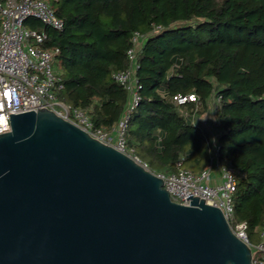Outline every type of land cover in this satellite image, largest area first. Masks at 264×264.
Masks as SVG:
<instances>
[{"label":"trees","instance_id":"16d2710c","mask_svg":"<svg viewBox=\"0 0 264 264\" xmlns=\"http://www.w3.org/2000/svg\"><path fill=\"white\" fill-rule=\"evenodd\" d=\"M61 30L42 22L44 47L58 49V96L87 111L96 128L121 120L130 92L113 73L128 67L127 50L139 31V102L130 113L127 144L161 174L206 166L208 131L198 117L212 113L219 161L239 171L234 215L252 243L264 228V0H53ZM195 93L196 122L172 101ZM214 107L210 109V103ZM189 103L187 108H191Z\"/></svg>","mask_w":264,"mask_h":264},{"label":"water","instance_id":"95a60500","mask_svg":"<svg viewBox=\"0 0 264 264\" xmlns=\"http://www.w3.org/2000/svg\"><path fill=\"white\" fill-rule=\"evenodd\" d=\"M0 133V264H254L213 201L49 108Z\"/></svg>","mask_w":264,"mask_h":264},{"label":"built area","instance_id":"2783aa9c","mask_svg":"<svg viewBox=\"0 0 264 264\" xmlns=\"http://www.w3.org/2000/svg\"><path fill=\"white\" fill-rule=\"evenodd\" d=\"M30 17L37 18L52 29L61 30L63 27L62 19L55 12L53 0H0V133L11 130L9 114L49 108L149 169L135 154L134 149L128 146L126 139L129 115L140 98L135 72L138 68L137 53L144 36L139 31L133 33L132 47L127 50L129 65L126 69L113 73L114 79L130 92V100L119 123L106 131L94 126L86 110L59 98L58 92L63 84L54 67L58 49L44 47L47 39L45 30L25 27V22ZM172 101L184 117L196 122L197 112L201 109L197 94H175ZM189 103H193L190 109L187 108ZM203 127L208 131L211 144V154L206 166L194 171L185 168L180 159L176 162L175 171L157 174L163 178L164 186L175 202L189 204L188 196L215 202L233 232L251 247L252 262L264 264V228L261 231V241L254 244L248 237L247 223L235 220L233 195L239 182V171L232 165L219 161V132L211 131L209 121H204ZM255 250L261 251L263 256H256Z\"/></svg>","mask_w":264,"mask_h":264},{"label":"rangeland","instance_id":"374dc122","mask_svg":"<svg viewBox=\"0 0 264 264\" xmlns=\"http://www.w3.org/2000/svg\"><path fill=\"white\" fill-rule=\"evenodd\" d=\"M37 23H41V21L38 20L37 18L30 17V18H28L26 20L25 27L28 28V29H41V26L37 25ZM54 67L56 68V66H54ZM210 107H211L210 109H212V107H214V103L213 102L210 103ZM203 114H204L205 119L211 123V131L216 130V128L214 126V123H213L212 113H208V112H204L203 111ZM192 170L195 171L197 169H192ZM235 220L237 221V218H235ZM254 244H256V243H254ZM254 254L256 256H258V257L263 256L262 252L261 251H257V250L254 251Z\"/></svg>","mask_w":264,"mask_h":264},{"label":"crops","instance_id":"0c3cea01","mask_svg":"<svg viewBox=\"0 0 264 264\" xmlns=\"http://www.w3.org/2000/svg\"><path fill=\"white\" fill-rule=\"evenodd\" d=\"M198 121H199L200 124H202L204 121H207V120L205 119V117H204L203 115H200V116L198 117ZM216 173H217V172H215L214 175H216Z\"/></svg>","mask_w":264,"mask_h":264}]
</instances>
